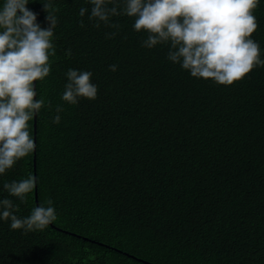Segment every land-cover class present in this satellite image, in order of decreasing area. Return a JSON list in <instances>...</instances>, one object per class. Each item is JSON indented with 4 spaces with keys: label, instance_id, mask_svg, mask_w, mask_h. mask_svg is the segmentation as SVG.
I'll list each match as a JSON object with an SVG mask.
<instances>
[{
    "label": "trees",
    "instance_id": "1",
    "mask_svg": "<svg viewBox=\"0 0 264 264\" xmlns=\"http://www.w3.org/2000/svg\"><path fill=\"white\" fill-rule=\"evenodd\" d=\"M26 6L41 27L55 17L56 55L35 81V152L0 174V200L30 215L34 189L21 202L3 184L35 175L57 219L27 232L0 220V264H264V66L219 85L168 60V45L142 47L134 18L97 28L89 0ZM253 14L264 59V0ZM69 68L92 73L96 99L62 101Z\"/></svg>",
    "mask_w": 264,
    "mask_h": 264
},
{
    "label": "clouds",
    "instance_id": "2",
    "mask_svg": "<svg viewBox=\"0 0 264 264\" xmlns=\"http://www.w3.org/2000/svg\"><path fill=\"white\" fill-rule=\"evenodd\" d=\"M29 0H3L0 7V174L11 169L23 157L34 152L36 144L30 136L29 121L39 114L45 100L35 99V81H43L51 72V56L56 19L46 16V27L37 22V14L26 5ZM89 21L99 28L119 29L111 23L113 16L134 18L132 28L143 31L141 46L151 49L168 45L167 59L187 70L194 78L231 85L253 68L264 66L261 49L251 38L258 27L253 14L259 0H89ZM49 7L45 4L44 8ZM88 9L81 7L79 16ZM83 26V19L80 21ZM116 32L106 33L113 38ZM71 56V50H66ZM116 71V65H109ZM62 101L75 105L81 98L94 100L98 86L91 82L90 71L69 68ZM49 102V107H50ZM61 106L53 123L60 122ZM36 185L29 175L20 181L6 182L9 196L26 202ZM32 208L30 215L19 217L11 199L0 200V220L10 221V229L36 231L45 229L57 219L53 201Z\"/></svg>",
    "mask_w": 264,
    "mask_h": 264
},
{
    "label": "water",
    "instance_id": "3",
    "mask_svg": "<svg viewBox=\"0 0 264 264\" xmlns=\"http://www.w3.org/2000/svg\"><path fill=\"white\" fill-rule=\"evenodd\" d=\"M33 120H34V122H33V128H34V130H33V137H34V142H36V137H35L36 118L34 117ZM34 152H35V150H34ZM33 165L35 167V157L33 158ZM34 177H35V175H34ZM34 195H35L36 205L38 206V202H37V199H36V197H37V187H36V185L34 187Z\"/></svg>",
    "mask_w": 264,
    "mask_h": 264
}]
</instances>
